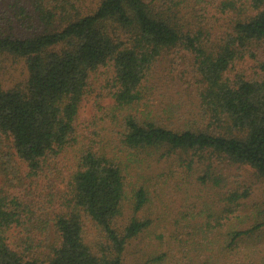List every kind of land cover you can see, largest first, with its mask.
Wrapping results in <instances>:
<instances>
[{
    "label": "trees",
    "instance_id": "obj_1",
    "mask_svg": "<svg viewBox=\"0 0 264 264\" xmlns=\"http://www.w3.org/2000/svg\"><path fill=\"white\" fill-rule=\"evenodd\" d=\"M149 156L219 206L185 260L264 264V0H0V264L132 262Z\"/></svg>",
    "mask_w": 264,
    "mask_h": 264
},
{
    "label": "rangeland",
    "instance_id": "obj_2",
    "mask_svg": "<svg viewBox=\"0 0 264 264\" xmlns=\"http://www.w3.org/2000/svg\"><path fill=\"white\" fill-rule=\"evenodd\" d=\"M95 91L91 92L86 99L83 100L80 113L79 122L82 131L87 132V125L90 118L94 114V103L96 100V93L100 90L95 86ZM169 94L170 92H164ZM175 98L178 94H172ZM159 97V96H158ZM109 102L108 98L102 99V104L106 105ZM104 131L102 132V135ZM108 134L103 135L105 141ZM105 149L109 150L110 146L105 145ZM152 160L149 163V160ZM155 157L149 156V158L143 162V172L138 176L135 171L129 172L130 179L134 185L137 182L146 184L148 186V201L144 204L142 209L138 212L139 217L147 218L150 221L149 230L145 231L141 237L133 241L127 249V256L132 262L129 264H137L136 257L139 256V264H150L143 262L147 258L155 257L156 255L164 256L161 262L157 264H185L184 251L181 250L180 242L183 244L188 240V236L184 234H177L180 223H186V219L189 218L190 225L195 221L210 220L214 222V217L211 214L212 211L219 209L217 204L213 203L212 191H209L208 187L199 182L195 175L190 179L184 178V174L181 172L182 166H174L173 171L169 170L167 163L160 161L155 162ZM233 174H236L241 180L243 178H249L250 172L244 169L234 168ZM1 179V178H0ZM254 193L246 201L250 207L248 210L255 211L253 204L259 202L258 199H264V183L252 179ZM263 201V200H262ZM221 205V202H219ZM128 210L121 218L125 221L128 217ZM264 217V216H261ZM259 217V218H261ZM240 226V225H239ZM190 238V236H189ZM264 241V238L263 240ZM227 250V249H226ZM206 255L211 254L209 250H205ZM193 254V252L191 253ZM222 261L223 264L231 262L233 257L227 254L222 249ZM221 262V260H220ZM219 262V263H220ZM217 263V264H219ZM187 264H201L199 262H190ZM206 264H215L209 260Z\"/></svg>",
    "mask_w": 264,
    "mask_h": 264
}]
</instances>
